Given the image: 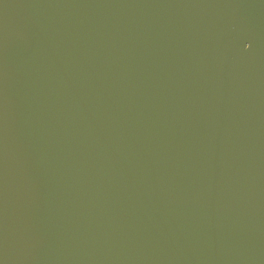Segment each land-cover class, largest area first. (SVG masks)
Here are the masks:
<instances>
[{
  "label": "water",
  "instance_id": "1",
  "mask_svg": "<svg viewBox=\"0 0 264 264\" xmlns=\"http://www.w3.org/2000/svg\"><path fill=\"white\" fill-rule=\"evenodd\" d=\"M0 264H264V0H0Z\"/></svg>",
  "mask_w": 264,
  "mask_h": 264
}]
</instances>
